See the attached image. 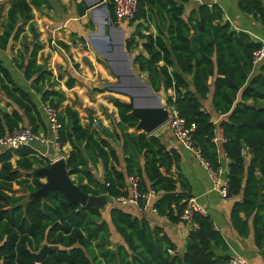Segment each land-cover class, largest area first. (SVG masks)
<instances>
[{
    "label": "trees",
    "instance_id": "trees-1",
    "mask_svg": "<svg viewBox=\"0 0 264 264\" xmlns=\"http://www.w3.org/2000/svg\"><path fill=\"white\" fill-rule=\"evenodd\" d=\"M189 2L139 0L135 17L129 21L134 30L124 41L125 49L153 91L174 90L175 99L166 96V105H173L188 124H195L192 139L213 169L220 168L218 144L213 138L222 131L225 141L221 147L229 161L226 197L239 196L231 207V223L241 237L248 236L252 223L254 242L264 259V105H259L264 100V61L253 62L254 52L263 45L234 30L219 5L200 3L185 11ZM50 6V0H13L2 25L0 49L18 39L23 29L19 20H30L33 7ZM238 6L264 22V0H238ZM107 10L117 25L109 0ZM75 11L79 17L85 14L81 1L75 3ZM149 24L154 33L149 32ZM58 44L68 47L60 41ZM39 50L37 43L32 49L23 47L28 56L24 75L41 95L42 103L57 109L65 97L52 88V73L37 64ZM72 85L73 80L67 81L68 87ZM210 93L214 111L224 116L218 122L203 106ZM0 94L15 105L12 113L0 112V135L25 120L35 132L43 126L40 109L1 61ZM111 102L119 118L114 130L122 140L124 168L119 153L109 147L101 131L84 127L78 111L66 105L58 111V142L70 146L65 159L69 175L76 177L74 183L83 192L99 195L101 187L88 164L100 161L102 185L111 199L127 195V177L135 175L141 190L157 194L154 208L159 215L173 223L182 221L181 200L190 196L178 190L182 179L172 170L179 157L167 151L156 135L128 132L137 125V117L129 114L130 108L122 100L112 98ZM33 153L28 145L0 152V264H37L34 254L44 243L59 249L49 250L40 264H221L229 259L213 251L214 246L225 248L226 243L208 215H194L184 251L179 254L161 227H151L146 219L132 215L118 203L109 211L122 240L113 251L108 245L109 225L101 210L81 208L58 190L49 191L45 198L28 199V194L43 183L42 177L32 172L34 161L39 167L50 164L49 160L35 159ZM138 156H142V165Z\"/></svg>",
    "mask_w": 264,
    "mask_h": 264
},
{
    "label": "crops",
    "instance_id": "crops-1",
    "mask_svg": "<svg viewBox=\"0 0 264 264\" xmlns=\"http://www.w3.org/2000/svg\"><path fill=\"white\" fill-rule=\"evenodd\" d=\"M50 1L51 6L49 8L43 7L44 12L38 11L37 8L33 7L32 18L23 21V29L18 39L12 40L6 49H0V61L9 71L13 81L29 95L30 99H32L34 104H36L41 111L43 126H40L36 132L44 137V139L42 141L34 140L27 145L32 148L35 159L49 160L50 163L59 158L66 159L70 151L69 144H64L60 146V148H57L52 143V135L48 129L46 116L43 111V107L47 105V103H42L41 95L32 88L31 82L27 80L24 75V67L28 56L23 54V47L28 46L29 49H32L33 44L37 43L40 45V50L36 57L37 64L52 73V88L65 97L63 103L57 108L58 111L60 112L66 105L76 109L79 113L82 125L91 131L100 130L102 136L107 139L109 147L114 148L119 153L120 166L124 168L122 140L116 136L114 130V123L118 121L119 118L117 109L111 102L112 98L118 97H103L105 93L110 90L102 88V85L112 84L107 80V64L100 57L99 48L93 45L90 40L85 41V35L74 28V22L83 20L86 12L81 17L76 16V18H73L67 13H64L61 7V3H67L68 0H60L61 3L57 0ZM200 3L219 5L224 12L225 20L231 24L232 28L234 30L243 31L253 40L260 42L263 45L264 51L263 21L251 14L242 12L238 6V0H190L185 6V11ZM11 4L12 2L10 5ZM4 20L0 23V34L3 31L2 25ZM42 22L44 25L41 26L40 23L42 24ZM154 31L153 25L149 24V32L154 33ZM59 41L65 43L68 47H62L58 44ZM113 54L118 56L116 52L111 55ZM261 61H264V55ZM187 79L190 84L191 77L188 76ZM69 80H73V85L71 87L67 86V81ZM210 81L211 79L209 82ZM165 95H169V90L165 92ZM211 98L212 93L203 101V106L211 114L214 122H218V120L224 116L218 115L214 111ZM14 109L15 105L9 103V101L0 94V112L12 113ZM19 126L27 127L26 120L21 122ZM139 131L140 130H136L135 128L128 130V132ZM151 134L161 139L167 151H173L179 157L178 166L172 169L173 172L180 175L182 179V184L178 185V190L195 198L203 207V214L211 218L215 229L222 234L226 247L214 246L213 251L215 255L227 258L245 259L248 264H264L261 252L254 242L252 223L250 222V231L247 237L239 236L231 223V207L233 203L239 199V196L226 197L221 195L218 190L214 189L206 167L195 158L192 152L185 149L174 138L166 124L160 126ZM219 134L220 130L217 136H219ZM221 144L222 142L219 141L218 156L220 160V169L221 175L226 176L229 161L222 150ZM4 149L5 148L0 146V152ZM17 158V156L14 157L13 162ZM138 161L141 165L143 164L142 156H138ZM88 166L95 180L98 182V186L102 189V163L100 161L95 165L89 163ZM33 167L34 170L39 168L37 162L34 161ZM70 177L72 181L75 182L76 177L74 175H70ZM41 181L44 182L45 179L42 178ZM82 183H86V181L84 180ZM90 185L95 187L94 184ZM109 200H111L112 203L101 210L102 217L109 225L110 234L117 239L116 241L118 243H121V237L113 227L109 216L110 208L115 202L111 198H109ZM121 206L132 215L146 219L151 227H161L163 232L176 246L178 253L181 254L184 251L188 231L193 227L192 223L184 221L173 223L168 221L165 216H161L150 210L139 211L132 205Z\"/></svg>",
    "mask_w": 264,
    "mask_h": 264
},
{
    "label": "water",
    "instance_id": "water-1",
    "mask_svg": "<svg viewBox=\"0 0 264 264\" xmlns=\"http://www.w3.org/2000/svg\"><path fill=\"white\" fill-rule=\"evenodd\" d=\"M85 9L91 11L100 18L99 36L103 40V45L90 40L91 36L96 34L91 32L89 40L97 46L100 51V57L106 62L112 74L117 81L112 84H104L102 88L112 90L127 97V101L122 100L130 108L129 114L137 117L138 123L136 130L151 134L160 126L164 125L169 118V110L163 103L159 92L153 91L148 81L143 80L133 69L132 55L125 49V31L116 27L112 22L106 8L105 0H81ZM116 35L118 41H113V35ZM115 46L117 48H115ZM117 50L118 56L111 55ZM40 175L45 181L36 191L28 194V199L33 200L37 197L45 198L46 194L52 190H58L72 203L85 206H93L99 210L105 209L111 205L112 201L106 194L104 187L99 195H89L83 192L75 184L66 168L64 158H59L49 164L47 167H39L33 171ZM51 249L57 250L58 246H50L44 243L38 252L34 254L35 261L40 264L47 252Z\"/></svg>",
    "mask_w": 264,
    "mask_h": 264
},
{
    "label": "built area",
    "instance_id": "built-area-1",
    "mask_svg": "<svg viewBox=\"0 0 264 264\" xmlns=\"http://www.w3.org/2000/svg\"><path fill=\"white\" fill-rule=\"evenodd\" d=\"M114 7L115 23L117 25L131 21L138 10L139 0H109ZM264 26V22H263ZM263 47L256 50L253 54V62L257 64L263 58ZM169 97L174 100V90L169 88ZM169 110V118L166 121V125L169 127L174 138L187 150L193 153L195 158L206 167L209 176L212 180L214 189L218 190L223 196L227 194L228 180L226 176H222L221 169H213L209 162L202 156L200 148L194 143L192 139L193 132L195 130V124H188L186 120L178 114V111L173 105H167ZM44 114L46 116L48 129L52 135L51 141L57 147L60 148L58 142L59 131L61 129V123L59 121L58 110L51 105L47 104L43 107ZM37 132L33 131L30 127L17 126L12 130L0 135V146L3 148H18L22 145H27L34 140H43ZM213 141L224 142L222 131L220 130L219 136H215ZM245 155V152H242ZM128 194L113 198L115 203L120 205H132L139 211L150 210L157 213L154 208V202L157 198V194L153 190H141L139 178L135 175L127 177ZM183 208L181 210L180 219L187 223H192L193 217L196 213L203 214V207L196 201L195 198L186 197L181 200ZM221 264H248L245 259L241 258H229L224 260Z\"/></svg>",
    "mask_w": 264,
    "mask_h": 264
},
{
    "label": "rangeland",
    "instance_id": "rangeland-1",
    "mask_svg": "<svg viewBox=\"0 0 264 264\" xmlns=\"http://www.w3.org/2000/svg\"><path fill=\"white\" fill-rule=\"evenodd\" d=\"M13 0H0V23H2V21L5 19V16H6V10L8 8V6L10 5V3L12 2ZM59 3L60 0H57ZM77 1H80V0H68L67 3H61V7L63 8L64 10V13H67L70 17H73V18H76V11H75V3ZM107 2L108 0H105V4H106V8H107ZM38 11H43V8H39L37 9ZM108 11V10H107ZM44 12V11H43ZM24 20H19V23L21 25L24 24L23 22ZM75 23V26L74 28L78 29L79 31L82 32V34L85 35V41L89 40V34H91V32L93 33H96L94 35L91 36L90 40H92L93 42H96L100 45H103V40L101 38V36H99V34H97L99 32L98 28H99V21H96V14L93 15V13L91 11H86V15L85 17L83 18V20H80L79 22H74ZM40 25H44V23L42 22V24L40 23ZM116 27H120L122 28L125 32V39L126 37L130 34V32H132L134 30V23L130 24V22H125L123 24H119V25H115ZM152 31V29H151ZM124 39V40H125ZM113 41L117 42L118 41V38L117 36L114 34L113 35ZM115 48H117L115 46ZM116 54L118 55V51L115 50ZM128 54H130L128 52ZM115 55V54H114ZM113 56V55H112ZM135 73L137 75H139L136 67L133 65L132 66ZM107 68V72H108V82L110 83H113L116 81L115 77L111 74V71L110 69L106 66ZM140 76V75H139ZM141 78H143L142 76H140ZM143 80H145L143 78ZM146 81V80H145ZM160 93V96L163 100V103L166 105V102H165V92H159ZM110 96H114V97H118L124 101H127V97L119 94V93H116L115 91H112L110 90L109 92H106L105 95L103 97H110ZM259 105H264V100L263 101H259ZM74 180V178H73ZM76 181V180H75ZM14 189H17V186H14ZM105 213V212H104ZM117 237V235H116ZM117 239H115V237L110 234V237H109V241H108V245H109V248L112 249L113 251L116 250L117 246H118V242L116 241Z\"/></svg>",
    "mask_w": 264,
    "mask_h": 264
},
{
    "label": "bare ground",
    "instance_id": "bare-ground-1",
    "mask_svg": "<svg viewBox=\"0 0 264 264\" xmlns=\"http://www.w3.org/2000/svg\"><path fill=\"white\" fill-rule=\"evenodd\" d=\"M96 21H99L100 22V18L98 16H96Z\"/></svg>",
    "mask_w": 264,
    "mask_h": 264
}]
</instances>
